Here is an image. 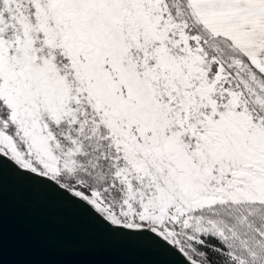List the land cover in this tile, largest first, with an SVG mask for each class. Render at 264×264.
<instances>
[{
	"label": "snow or ice",
	"instance_id": "snow-or-ice-1",
	"mask_svg": "<svg viewBox=\"0 0 264 264\" xmlns=\"http://www.w3.org/2000/svg\"><path fill=\"white\" fill-rule=\"evenodd\" d=\"M167 264H264V0H0V171Z\"/></svg>",
	"mask_w": 264,
	"mask_h": 264
},
{
	"label": "water",
	"instance_id": "water-1",
	"mask_svg": "<svg viewBox=\"0 0 264 264\" xmlns=\"http://www.w3.org/2000/svg\"><path fill=\"white\" fill-rule=\"evenodd\" d=\"M42 186L0 171V264H167Z\"/></svg>",
	"mask_w": 264,
	"mask_h": 264
}]
</instances>
